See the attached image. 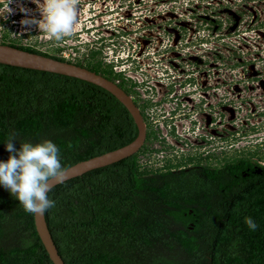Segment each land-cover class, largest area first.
Returning a JSON list of instances; mask_svg holds the SVG:
<instances>
[{
  "label": "trees",
  "instance_id": "16d2710c",
  "mask_svg": "<svg viewBox=\"0 0 264 264\" xmlns=\"http://www.w3.org/2000/svg\"><path fill=\"white\" fill-rule=\"evenodd\" d=\"M0 43L71 62L17 43ZM84 67L98 72L94 66ZM104 71V76L116 80L114 75L109 77L110 69ZM123 85L119 81L118 86ZM135 134L128 113L103 88L57 73L0 64V162L16 154L5 147L11 136L16 137L11 142L17 152L23 142H53L65 168L119 148ZM138 153L52 185L48 197L55 207L43 216L64 264H191L189 257L195 254L196 264H203L205 243L215 241L220 251V245L227 244V255L239 244H253L254 235L239 228L241 199H229L228 210L220 201L211 209L216 202L193 197L191 179L183 170L147 174L137 161ZM245 163L239 159L228 165L230 181L211 184L212 193L225 185L230 198L237 194L231 173H238ZM196 202L207 204L209 214L194 207ZM221 208L228 214L225 232ZM193 211L195 221L189 227ZM248 252L243 249L241 255L247 261ZM0 264H52L34 229L32 214L2 184Z\"/></svg>",
  "mask_w": 264,
  "mask_h": 264
},
{
  "label": "rangeland",
  "instance_id": "374dc122",
  "mask_svg": "<svg viewBox=\"0 0 264 264\" xmlns=\"http://www.w3.org/2000/svg\"><path fill=\"white\" fill-rule=\"evenodd\" d=\"M18 4L40 19L32 0H13L0 41L97 61L130 87L150 131L186 129L201 116L212 133L226 132L228 156L264 162V0H80L74 35L59 42L35 25L25 30Z\"/></svg>",
  "mask_w": 264,
  "mask_h": 264
},
{
  "label": "flooded vegetation",
  "instance_id": "af4514ba",
  "mask_svg": "<svg viewBox=\"0 0 264 264\" xmlns=\"http://www.w3.org/2000/svg\"><path fill=\"white\" fill-rule=\"evenodd\" d=\"M96 62L91 65H82L88 67L94 66L98 71L97 73L103 76L107 75L104 70L97 68ZM108 74L109 77L112 75L117 76L111 71ZM112 81L117 86L119 85L118 80ZM119 88L124 93L125 90L128 91L125 94L130 97L133 104L137 107L130 87L124 84L123 87ZM144 102L147 103L146 101ZM137 109L145 124V138L139 149L140 154L145 158L144 165H142V170L145 173L183 170L191 179L193 197H199L200 200H214L216 202L215 206L212 204L211 209L218 207L217 203L220 201L222 208L224 207L228 210L230 207L229 199L233 200L236 198V200H242L240 202L241 208L239 214L243 219L238 220V224L241 226L239 228L246 230L245 233L254 235L251 237L253 244H248L247 246L239 244V247L237 246L235 250L233 248L232 254L227 255V244L222 243L220 251L217 249L216 242L210 241L205 243L202 252L204 255V259L201 260L203 264H214L215 260H213V256H216L218 264H264V162L260 163L253 160V157L248 152L244 153L241 151L228 156L226 132L223 133L224 135L222 133H212L211 129L205 124L207 121L204 124L200 123L201 116L189 120V126L186 129H181L183 126L181 125L182 122H180L178 130L165 129L154 132L148 128L150 120H148L147 112L144 109L140 110L138 107ZM182 115H185V113ZM172 116L174 115H168L167 119H172ZM193 126L195 127L194 129H192ZM178 147L183 151L178 153ZM155 154L157 157H152L151 160L148 159L149 156H154ZM239 159H244L246 163L242 170H237L238 173H231L232 181L237 184V194H231L232 197L230 198L229 194L226 193L227 188L225 185L220 187L219 191L215 189L214 193H212L209 186L211 184L217 185L218 182L225 183L230 181L227 176V166L237 163ZM196 206H199L200 209L204 208L206 215L209 214L206 210H211L207 209V204L201 205V203L196 202L194 207ZM222 208L220 214L222 215L221 221L226 223L223 231L225 232L228 230V214L227 210ZM195 212H192L193 218L188 221L189 227L195 221ZM247 217H251L258 225L255 231L249 229L246 225L245 219ZM243 249L249 251L247 255H250V260L247 261L241 256L243 255ZM233 255H236L237 259L233 258ZM194 257L193 255L189 257L191 264L198 262L196 254Z\"/></svg>",
  "mask_w": 264,
  "mask_h": 264
},
{
  "label": "clouds",
  "instance_id": "9594fccd",
  "mask_svg": "<svg viewBox=\"0 0 264 264\" xmlns=\"http://www.w3.org/2000/svg\"><path fill=\"white\" fill-rule=\"evenodd\" d=\"M13 0H2L0 18L7 19L15 9L9 7ZM40 13V19L30 15L31 10L18 4L19 11L25 14L21 25L27 30L35 25L50 41H62L74 35L77 26L80 0H32ZM8 138L5 147L9 153L7 161L0 162V184L18 199L23 210L29 214L42 216L55 207V201L49 199L52 184L63 182L65 169L60 163V149L51 141L32 144L23 142L17 152L12 140ZM245 223L255 231L256 222L247 217Z\"/></svg>",
  "mask_w": 264,
  "mask_h": 264
},
{
  "label": "water",
  "instance_id": "95a60500",
  "mask_svg": "<svg viewBox=\"0 0 264 264\" xmlns=\"http://www.w3.org/2000/svg\"><path fill=\"white\" fill-rule=\"evenodd\" d=\"M0 64L52 72L90 82L109 92L130 116L136 129L135 137L130 142L114 150L105 151L65 167V178L127 158L135 154L143 144L145 124L137 107L116 83L105 76L82 65L23 50L6 43H0ZM50 183L53 185L55 182L50 181ZM32 220L38 238L52 264H64L52 241L44 216L32 214Z\"/></svg>",
  "mask_w": 264,
  "mask_h": 264
},
{
  "label": "built area",
  "instance_id": "2783aa9c",
  "mask_svg": "<svg viewBox=\"0 0 264 264\" xmlns=\"http://www.w3.org/2000/svg\"><path fill=\"white\" fill-rule=\"evenodd\" d=\"M17 44H20V45H23V46H28V47H31V48L37 49V48H35V47H32V45H30V44H28V43H19V42H18ZM37 50H38V49H37ZM39 51H41V50H39ZM57 56L62 57V58L65 57L64 55H57ZM64 59H66V58H64ZM117 74H119V73H117Z\"/></svg>",
  "mask_w": 264,
  "mask_h": 264
}]
</instances>
